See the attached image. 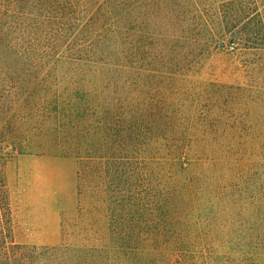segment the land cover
Returning a JSON list of instances; mask_svg holds the SVG:
<instances>
[{
    "label": "rangeland",
    "instance_id": "1",
    "mask_svg": "<svg viewBox=\"0 0 264 264\" xmlns=\"http://www.w3.org/2000/svg\"><path fill=\"white\" fill-rule=\"evenodd\" d=\"M95 36L0 42V264H264V0H135L131 40Z\"/></svg>",
    "mask_w": 264,
    "mask_h": 264
},
{
    "label": "trees",
    "instance_id": "2",
    "mask_svg": "<svg viewBox=\"0 0 264 264\" xmlns=\"http://www.w3.org/2000/svg\"><path fill=\"white\" fill-rule=\"evenodd\" d=\"M134 23L135 0H0V42L44 43L47 45L45 51L76 43L83 35L97 34L96 39L112 43H117L120 37L126 42L131 40ZM239 36L236 35L241 39ZM79 46L84 52L85 45ZM96 46L92 45L91 50L101 53ZM123 50L124 55L131 53L130 48ZM10 222V202L6 184L0 176V243L5 244L4 256L7 257L8 248L12 246L7 244Z\"/></svg>",
    "mask_w": 264,
    "mask_h": 264
}]
</instances>
